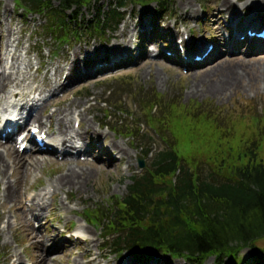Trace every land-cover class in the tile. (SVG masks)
Segmentation results:
<instances>
[{
	"label": "rangeland",
	"instance_id": "rangeland-1",
	"mask_svg": "<svg viewBox=\"0 0 264 264\" xmlns=\"http://www.w3.org/2000/svg\"><path fill=\"white\" fill-rule=\"evenodd\" d=\"M13 1L0 0V25L4 30L12 32V35L20 32L21 43L17 49L16 57H19V64L21 62L29 64V71L21 69L25 73L22 79H25V83L35 87L43 86L45 88L43 90H47V86L55 87V78L59 80L58 85L65 86L62 90L57 91L54 97L45 95L50 98L43 102L46 109L41 117L42 125L46 129L49 125L48 117L57 109L55 106L48 105L50 100L55 98L60 100L66 97L68 102L80 103L76 113L86 114V124L79 126V129H82L79 132H84L87 129V124H91L94 119L91 126L101 135L99 143L105 139L106 142H109L105 147V152L108 154L112 152L114 159L109 155H97L93 160L88 157H77L75 158L77 160L64 158L63 160H74L66 164L62 162V159H58L56 154L55 157H51L55 164H44L37 170L28 172L22 179L18 191V202L22 203L23 207L21 211L11 209V205L1 207V192L4 186L0 183V264H41L39 257L45 254L48 259L46 264H161L160 258L153 256L152 250L148 247L131 248L125 250L120 256H114L102 240L108 236L106 232L89 223L86 224L84 221L86 211L96 214L98 210L103 212L105 204L111 198L122 197L126 194L130 184L128 179L139 170L137 158L142 154L134 148L135 145L138 147L143 143L115 135L111 130L118 128L135 131L139 124L140 134L143 132L144 136H153L152 142L146 143V147H151L154 154L162 150L164 145L153 135L150 124L142 117L137 101L138 97H136L139 92H142V95L153 92L162 95L168 103L173 104L165 110V117L159 118V123L163 122V125L159 127L168 136L176 137L179 148L186 152L196 149L205 151L214 145L213 133L221 131L229 135L224 140L227 142L226 144H218L235 149L229 159L231 163L235 165L247 163L250 156L248 153L249 144L257 139H261V141L255 151L254 162L263 163L264 83L260 79L264 74V72L260 74L264 71V59H260L263 56L255 53L256 45L252 44L248 49V43H239L241 45L238 49L241 50L240 53L245 59V62L239 65L241 68L236 69L242 75V80H238L240 88L232 90L223 88L222 92L219 91L220 93L212 95L204 92L211 86V81L204 80L205 75L210 71L207 69L208 66L214 63L222 64L225 59L239 56V53L236 52L228 53L227 48L230 44L228 41L225 49L219 46L218 37L215 36L217 32L221 31L220 34L224 39H228L226 29L227 22L231 17L224 9H220L222 0H167L170 10L168 11L166 8L168 12L161 15L157 14L154 4L147 7L126 4L121 10L125 14V18L113 31L105 32L101 36L91 34V32L86 34L80 32L81 34L75 39H70L65 47L62 44L57 45L54 35L47 31L46 18L37 14L31 15L33 13L25 18L16 11ZM112 1L98 0L96 8L103 6V11L107 12L113 7L110 6ZM230 1L235 5L234 16L239 25L237 28L241 32L248 29L249 23L257 14L260 16L258 20H255L256 23H261L264 19V0ZM186 4L187 8H185ZM52 5L57 6V2ZM95 11L87 8L79 9L77 11L80 14L77 16L78 20L80 18L82 21L90 20L95 16ZM170 11L174 15L169 14ZM191 12H194L191 19L185 18L187 13ZM219 13H222V16L218 17ZM141 22L147 31L141 28ZM151 25L154 26V30H151ZM184 31L189 34L191 39L193 38V45L195 42L203 45L201 53L206 50L208 44H211L218 57L216 55L214 58L209 57L208 62L189 71L188 69L183 71L175 63V59L167 58L164 52H171L174 42L180 40ZM16 38L17 36H13V40ZM129 38L131 43L127 47V51H130L131 57L127 58L125 63L119 67L110 70L99 69L98 66L104 64L105 59H108L106 62L112 60L110 57L112 55L99 59L102 52L115 43L123 42L118 47V54H124L122 48L128 43ZM13 42H9L12 47L8 50L15 54ZM5 43L6 39L2 35L0 39L1 55L5 52ZM33 48L39 49V53H32V50L29 49ZM157 50L160 51L159 57L151 58L149 55L154 54ZM226 50L227 53H225ZM249 50L251 54H248ZM74 56L75 60H73ZM118 58H124V56L120 55ZM38 60L43 65L40 70H37ZM67 60H72V65L64 68L65 70L63 69L57 75V67L64 66ZM79 64L87 66L79 68L76 73ZM75 73L76 75L73 77ZM214 81L216 82V79ZM119 83L127 86L125 87L127 91L121 92L119 97L116 95V99H120L116 108L125 110L132 115V118L120 115L116 108H104L100 105L102 101L106 100V92H114ZM192 88H196L198 92H191ZM98 101L100 102L98 103ZM198 111L203 114L199 119H203L209 114L211 117L208 116V118L215 117L221 128L217 127L218 130H216L209 124L198 122V117H195ZM106 116L110 117L106 118ZM31 125L32 123L28 127L31 128ZM50 125L52 133L56 132L55 118L52 119ZM70 127H74V130L78 129L74 125V119ZM93 130L87 134L89 139L93 137ZM112 142L121 145L128 152L123 162L118 165L119 155L111 150ZM87 143H89L87 139L80 141V145ZM2 145L4 147H0V150H5L7 143ZM22 156L27 157L28 155ZM38 157L49 156L38 155ZM82 159L86 160L82 162ZM110 160L115 167L112 168V171L110 170V173H105L103 170L109 168ZM151 160V157L144 159L145 167L151 163ZM63 163H65V167L61 165ZM76 163L80 164L82 169H87L91 165H102L103 169L96 170L92 178L79 190L64 188L57 191L52 188L54 194L52 196L45 195L44 190L49 188L61 173V169L58 167H62V171H66L68 165ZM7 178L11 183L15 180V177L9 175ZM35 196L37 197L36 201L29 202ZM39 196L44 203V209L39 207L42 203L38 199ZM25 222L29 223L37 239L44 241L42 246L34 244V241L25 240L28 235L25 232L27 227H24V230L20 228ZM80 226L84 227L83 233L77 234L75 231ZM86 230L89 231V234ZM76 236L81 240L76 239ZM252 245L256 249H264V241L260 240ZM261 253V257L258 259L251 247L242 248L237 257L239 262L236 264H264V252ZM16 259H18L17 262H15ZM163 261V264H185L181 259ZM215 263V259L210 257L203 264ZM220 264L226 263L222 261Z\"/></svg>",
	"mask_w": 264,
	"mask_h": 264
},
{
	"label": "trees",
	"instance_id": "trees-1",
	"mask_svg": "<svg viewBox=\"0 0 264 264\" xmlns=\"http://www.w3.org/2000/svg\"><path fill=\"white\" fill-rule=\"evenodd\" d=\"M50 1L15 0L17 8L25 13L53 11L50 30L57 29L56 35L64 39L65 11L97 0H58L59 11L53 10ZM127 1L137 3L140 0H119L118 6L122 7ZM145 1H155L162 6L165 0ZM101 12L98 11L94 28L102 31L106 29L104 19L106 23H111L120 18L116 11L107 15ZM91 25L89 21L85 29ZM77 28L82 29L79 25ZM161 99L158 95H151L149 109L161 110ZM195 117H198V122L209 124L216 130L221 128L216 119L206 116L199 119L202 116L198 112ZM213 135L216 148L220 146L218 143H227L224 140L229 134L220 131ZM167 145V150L154 157L151 172L146 171L138 180L134 179L128 188V195L111 207L109 217H104V220L116 224L112 230L120 226L125 230L129 225L138 223L146 231L138 233L145 240L152 242L153 234L174 254L192 262H203L209 256H215L219 261L236 264L239 251L247 246L259 259L264 249L252 247V244L264 241V163L254 162L257 142L249 145L248 162L240 165L229 160L234 148L208 152L205 149L204 153H200L208 158L204 162L197 156L187 155L186 151H179L175 141ZM192 161L196 164L195 168L189 165ZM202 168L211 172L203 176L200 172Z\"/></svg>",
	"mask_w": 264,
	"mask_h": 264
},
{
	"label": "bare ground",
	"instance_id": "bare-ground-1",
	"mask_svg": "<svg viewBox=\"0 0 264 264\" xmlns=\"http://www.w3.org/2000/svg\"><path fill=\"white\" fill-rule=\"evenodd\" d=\"M188 5H185V8H187ZM220 9H224L228 15L231 17L229 19L227 31H229L230 27H233L236 24V19L234 16V10L235 5L230 0H222L221 1V7ZM194 14V12L187 13L186 17L187 19H191V16ZM219 16H222V13H219ZM254 17L253 20H256ZM215 22V19H214ZM140 25V23H139ZM152 25L150 26V28ZM141 28L145 29V26L141 22ZM123 32V31H122ZM221 31L216 33L218 37V43L221 47H226V40L224 37L220 34ZM2 35L6 39L5 53L3 56L6 60V66L8 65V61L10 60V68H4L3 64V58H0V103H4L3 111L8 110L7 107L17 103V105H21L23 101L27 98L28 103L31 102L37 103V98L31 99V96L38 95L41 100L44 99L46 94L55 95L57 91L62 90L65 86H60L59 80L54 79V86L55 87H49L47 90H42L38 87H29V83H25V79L17 80L13 78V71L16 70L18 67L21 69H24L29 71V64L27 62H21L18 63L19 57H16L17 49L20 47L21 38H20V32L15 33L12 35V32H9V30H4L2 25H0V39L2 38ZM13 36H17L15 40H13ZM122 39V38H121ZM14 41V42H13ZM9 42H13L14 48H15V54H11V51H8V48L12 47ZM121 43H115V45L109 47L108 49H105L102 52L103 56L106 55H117L118 47L121 45ZM131 39L129 38L128 43L122 48V50H126L127 47L130 45ZM202 45L199 44L197 47V50L201 49ZM239 47V46H238ZM236 48L235 52L238 54L240 51ZM28 52V51H27ZM187 52H191L190 49H187ZM216 52H212L209 57H218V54ZM149 54L148 52L146 53ZM250 54V52H248ZM258 54H261L263 57H260V59H264V52L259 51ZM158 55V52H157ZM76 57H73V60H75ZM222 64H212L208 66L207 69H210V71L207 72L205 75L204 80L211 81V86L208 87V89L204 90V92L211 93L212 95H216L219 91L222 92L223 88L227 89H238L240 88V85L238 84V80H242V75L238 72V68L240 64H243L245 62V59L243 58L242 54L239 53V56H234L229 59H225L222 61ZM18 63V64H17ZM17 65V66H16ZM68 65V64H67ZM86 64H79L78 70H76V73L79 71V68H86ZM205 67V66H203ZM7 69L10 70V73H7ZM62 67H57L56 72L57 75L63 70ZM65 70V69H64ZM264 71H262L260 74H262ZM76 73L73 75L75 77ZM237 75V76H236ZM208 76V78H207ZM47 77V76H46ZM52 78L53 75H52ZM257 78V77H256ZM75 79V78H74ZM216 79V82L214 81ZM261 81L264 83V74L260 77ZM258 80V79H257ZM191 92H198L196 88H192ZM220 93V92H219ZM223 94V93H222ZM221 95V94H220ZM53 104L58 107L57 111L53 114V117L57 120V123L59 124L58 134V144L62 147V149L65 151L67 150H76L77 141H83L84 136L87 135L90 130H93V127L91 126L94 119H92L91 124H87V129L83 132L75 131L70 127V124L72 120L74 119V122H79L81 126H84L86 124L85 122V113H76L80 103L76 102H67L66 99L63 97L61 101H54ZM23 110V106L20 107V112ZM42 111H39V109L34 113V115H31L27 120L26 124H30L31 122H38L40 120ZM39 125L42 126V124L39 123ZM44 130V128H43ZM47 133L50 135L52 134L50 126L47 127ZM94 137L100 138L101 135L97 133V131H94ZM11 140V137L9 138V141ZM109 142L103 141V146L107 145ZM80 148V147H78ZM111 150L117 152V155H119L117 159V165L123 162L124 157L128 155V152L125 148H123L121 145H118L114 142L111 144ZM83 152V150H81ZM85 155H88L89 152H86V150L83 152ZM102 155H109L112 157V152L109 154L105 152V150L101 151ZM10 155V156H9ZM82 156V155H81ZM68 157V156H66ZM64 157V158H66ZM67 161V160H65ZM69 161H74L73 159H70ZM111 161L109 162V168L104 169L103 171L105 173H110L112 171V168L115 167L111 164ZM55 164V161H53L51 158L48 157H38V156H28L23 157L22 154L18 153L17 150L14 149V146H11V144H8L7 148L5 150H0V183L3 184L4 188L1 192V198H2V205H11V209L16 211L23 210L22 203L18 202V191L21 186L22 179L25 177V175L28 174V172L35 171L38 168L42 167L44 164ZM63 167H65V163L61 164ZM68 169L65 171H62V167H58L61 169V173L53 182L52 185L47 188L52 189L55 188L57 191H61L64 188H68L69 190L75 189L79 190L83 184H85L88 180L92 178L93 173L98 170H102L103 166H88L87 169H82L80 167V164H70L67 166ZM111 170V171H110ZM15 177V180L13 183H11L7 176ZM49 190V192H50ZM51 195L54 194L53 192H50ZM37 197L31 198V202H35ZM40 199V196L38 197ZM42 202V200L40 199ZM44 203L42 202L39 207L41 209H44ZM21 214H24L21 212ZM24 227H27V230L25 232L28 234L25 237L26 241H34V244L41 245L44 243L42 240H38L37 237L34 235L35 233L30 228V225L28 222H25L24 225H21L20 228L24 230ZM84 227L80 226L78 229V232H83ZM86 232L89 234V231L86 230ZM41 264H46L47 254L44 256L39 257ZM18 259L15 260L17 262ZM14 262V263H15Z\"/></svg>",
	"mask_w": 264,
	"mask_h": 264
}]
</instances>
